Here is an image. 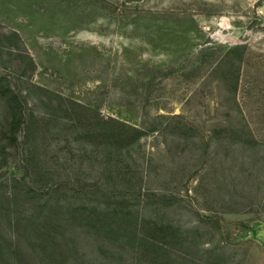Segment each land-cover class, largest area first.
<instances>
[{"label":"rangeland","instance_id":"374dc122","mask_svg":"<svg viewBox=\"0 0 264 264\" xmlns=\"http://www.w3.org/2000/svg\"><path fill=\"white\" fill-rule=\"evenodd\" d=\"M264 0H0V264H264Z\"/></svg>","mask_w":264,"mask_h":264},{"label":"water","instance_id":"95a60500","mask_svg":"<svg viewBox=\"0 0 264 264\" xmlns=\"http://www.w3.org/2000/svg\"><path fill=\"white\" fill-rule=\"evenodd\" d=\"M261 13L264 15V5L260 9ZM252 236L261 245L264 246V222H255L252 226Z\"/></svg>","mask_w":264,"mask_h":264}]
</instances>
